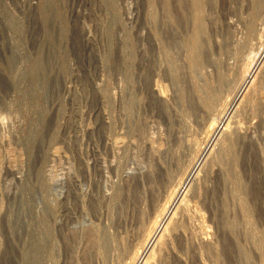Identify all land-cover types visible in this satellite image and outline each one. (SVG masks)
I'll return each mask as SVG.
<instances>
[{
    "label": "rangeland",
    "instance_id": "374dc122",
    "mask_svg": "<svg viewBox=\"0 0 264 264\" xmlns=\"http://www.w3.org/2000/svg\"><path fill=\"white\" fill-rule=\"evenodd\" d=\"M153 184V264H264V0H0V264H129Z\"/></svg>",
    "mask_w": 264,
    "mask_h": 264
},
{
    "label": "bare ground",
    "instance_id": "6f19581e",
    "mask_svg": "<svg viewBox=\"0 0 264 264\" xmlns=\"http://www.w3.org/2000/svg\"><path fill=\"white\" fill-rule=\"evenodd\" d=\"M165 1V0H164ZM199 1V0H198ZM199 3V2H198ZM197 3V4H198ZM199 5V4H198ZM197 5V6H198ZM178 7L180 8V6L178 5ZM181 10V9H180ZM48 18V17H47ZM49 21H50V19H49ZM55 22V21H54ZM67 26V25H66ZM50 27V26H49ZM59 27H61V26H59ZM65 28V27H64ZM202 28V27H201ZM61 28H59V31H61L60 30ZM63 29V28H62ZM204 30V29H203ZM201 31V30H200ZM62 32V31H61ZM65 32V31H64ZM58 34V33H57ZM61 34V33H60ZM63 37V33L60 35V37ZM200 36V35H199ZM59 37V38H60ZM50 40V39H49ZM53 40V39H52ZM198 43V42H197ZM201 43V42H200ZM203 43V42H202ZM49 45V44H48ZM195 52V51H194ZM50 53V52H49ZM198 58V57H197ZM39 62V61H38ZM41 73V72H40ZM154 92H155V94L156 95H159L160 93H159V91H158V88H157V85H155V87H154ZM218 132V131H217ZM220 132V131H219ZM183 174V173H182ZM181 174V175H182ZM186 175V174H185ZM188 175V174H187ZM180 178H182V177H179L178 179H180ZM187 178H188V176H187ZM155 181V179H152V182H154ZM162 180V179H161ZM188 180V179H187ZM165 181V180H164ZM172 181V180H171ZM178 181H180V180H177L176 181V183L178 182ZM156 182V181H155ZM161 183V182H160ZM175 183V184H176ZM179 183H181V182H179ZM185 183H187V181L185 182ZM162 184V183H161ZM182 185H184L183 183H181ZM155 185H158V184H155ZM155 185L153 184V187H152V191H153V193H152V197H151V199L150 198H148L149 200H152V206H151V209H152V211H153V217H151V221H148V223H147V226H145V219H146V215L147 214H145V212L143 211V209L142 210H138V209H136L137 211L136 212H134V216H136V225H138V227H139V236H141V238H140V240H139V242L138 243H136L137 244V246H136V248L135 249H133V251H132V253L130 254L131 256H128L129 257V264H141V259L144 257V256H142V255H147L148 254V256L145 258V260L143 261V263H145V264H153L154 262L153 261H155L160 255H161V253L164 251V249H165V247H168V246H166L167 244H168V242H169V240H170V238L172 237V236H176V237H178V236H180L179 235V227L177 226V224H176V222H177V220H179V219H176V218H174V215L173 214H171V205H173L172 203H171V201L169 200V198L166 200V201H164V197L162 198L163 199V203H162V201H161V203L160 202H158L159 201V199H161V194L159 195V191L160 190H158V188H156V187H158V186H156L155 187ZM170 185V184H169ZM177 185V184H176ZM165 186V185H164ZM175 186V185H174ZM178 186H179V184H178ZM160 187H161V185H160ZM173 187V186H172ZM163 188V187H162ZM171 188V187H170ZM175 188V187H174ZM177 188V187H176ZM174 189H172V191H173ZM164 191V190H163ZM170 191V190H169ZM171 191V192H172ZM135 192H137V191H135ZM166 192V191H165ZM164 192V193H165ZM175 192V191H174ZM173 192V193H174ZM166 193H168V192H166ZM179 193V192H178ZM178 193H177V191L174 193V196H176V195H178ZM181 193H182V191H181ZM171 195H173L172 193H170ZM170 194H165L166 196H168V195H170ZM180 195V194H179ZM173 196V197H174ZM158 197H159V199H158ZM172 197V198H173ZM129 198H131V197H129ZM138 199V198H137ZM130 200V199H129ZM132 200V199H131ZM139 200V199H138ZM177 200V199H176ZM182 200V199H181ZM181 200H179V202L181 201ZM183 200H185V197H184V199ZM146 201V200H145ZM145 201H143V202H141V203H145ZM170 201V202H169ZM130 202V201H129ZM158 202V203H157ZM176 202V201H175ZM179 202L177 203L178 205H179ZM186 202H187V200H186ZM185 202V203H186ZM181 203V202H180ZM182 203H184V201H182ZM181 203V204H182ZM185 203H184V205H185ZM188 204V203H187ZM187 204L185 205L186 207V209H187ZM175 206H176V204H174ZM173 205V206H174ZM183 205V204H182ZM181 205V206H182ZM179 207H180V205H179ZM178 211V210H177ZM181 212V211H180ZM152 213V212H151ZM174 213H175V211H174ZM177 214H178V212H176ZM173 215V216H171V215ZM176 214V215H177ZM195 214H197V213H195ZM133 216V217H134ZM152 216V215H151ZM167 216H168V218H167ZM148 217V216H147ZM149 218V217H148ZM174 218V219H173ZM176 219V220H175ZM135 220V219H134ZM147 220H149V219H146V221ZM180 223V222H179ZM166 224V225H165ZM163 226V228L162 227H160V226ZM159 227L160 228H162L161 229V231H160V233H159V235H157L156 233H157V230L159 229ZM93 229V228H92ZM207 232V231H206ZM137 234V235H138ZM156 234V235H155ZM84 235V234H83ZM85 235H86V237L88 238V243H90V244H92V242H93V230L91 231V230H89V231H87L86 233H85ZM85 237V238H86ZM87 240V239H86ZM171 241V240H170ZM106 242V241H105ZM123 247V246H122ZM129 247V246H128ZM128 247H127V249H128ZM113 248V247H112ZM124 248V247H123ZM126 248V247H125ZM95 249V248H94ZM114 249V248H113ZM129 250V249H128ZM38 251V250H37ZM127 252V251H126ZM96 253V252H95ZM152 253V254H151ZM37 254V253H36ZM153 255L154 257V260L152 261L151 260V258H149L151 255ZM218 254V253H217ZM117 256V255H116ZM110 257V256H109ZM152 257V256H151ZM162 257V256H161ZM104 258V257H103ZM102 258V259H103ZM149 258V259H148ZM95 259V258H94ZM148 259V260H147ZM216 259V258H215ZM220 259V258H219ZM106 261V260H105ZM90 262V261H89ZM86 263V262H85ZM95 263V262H94ZM142 263V264H143ZM214 263V262H213ZM22 264V263H21ZM26 264V263H25ZM89 264V263H88Z\"/></svg>",
    "mask_w": 264,
    "mask_h": 264
}]
</instances>
